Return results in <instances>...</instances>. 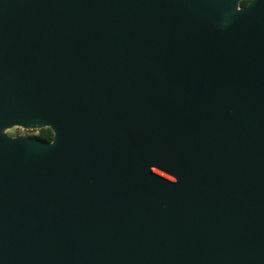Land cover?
<instances>
[{
    "label": "water",
    "instance_id": "1",
    "mask_svg": "<svg viewBox=\"0 0 264 264\" xmlns=\"http://www.w3.org/2000/svg\"><path fill=\"white\" fill-rule=\"evenodd\" d=\"M241 1L0 0V264H264V0Z\"/></svg>",
    "mask_w": 264,
    "mask_h": 264
},
{
    "label": "trees",
    "instance_id": "2",
    "mask_svg": "<svg viewBox=\"0 0 264 264\" xmlns=\"http://www.w3.org/2000/svg\"><path fill=\"white\" fill-rule=\"evenodd\" d=\"M248 1L244 0L242 2V6L247 5ZM54 137L53 131L50 128L42 129L38 131L37 138L44 141V142H50L52 141Z\"/></svg>",
    "mask_w": 264,
    "mask_h": 264
},
{
    "label": "rangeland",
    "instance_id": "3",
    "mask_svg": "<svg viewBox=\"0 0 264 264\" xmlns=\"http://www.w3.org/2000/svg\"><path fill=\"white\" fill-rule=\"evenodd\" d=\"M38 131L39 130L32 131V135H38ZM20 133L22 135H24L27 132H26V130H23L21 128H14V129H11V130L8 131V134L11 135V136H14V137L17 136Z\"/></svg>",
    "mask_w": 264,
    "mask_h": 264
},
{
    "label": "flooded vegetation",
    "instance_id": "4",
    "mask_svg": "<svg viewBox=\"0 0 264 264\" xmlns=\"http://www.w3.org/2000/svg\"><path fill=\"white\" fill-rule=\"evenodd\" d=\"M243 1H244V0H242L241 3H240V8H245V7H247V6L250 4V2H251L252 0H247L248 3H247V5H245V6H242V2H243ZM32 131H35V130H29V131H26L27 133H25L24 135H25V136H28V137L37 138V135H32ZM19 135H22V134L20 133V134H18L17 136H19ZM52 141H53V139H52ZM52 141H50V142H52Z\"/></svg>",
    "mask_w": 264,
    "mask_h": 264
}]
</instances>
